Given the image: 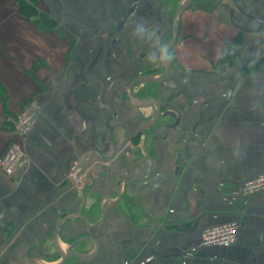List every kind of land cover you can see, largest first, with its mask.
I'll use <instances>...</instances> for the list:
<instances>
[{
  "label": "crops",
  "instance_id": "1",
  "mask_svg": "<svg viewBox=\"0 0 264 264\" xmlns=\"http://www.w3.org/2000/svg\"><path fill=\"white\" fill-rule=\"evenodd\" d=\"M24 1L46 18L0 0V154L14 140L29 158L16 175L0 169V264H264V191H238L264 173V0L181 13L165 79L141 82L160 114L137 135L153 107L126 88L162 73L184 0ZM27 104L37 111L19 136ZM231 221L229 246L200 245Z\"/></svg>",
  "mask_w": 264,
  "mask_h": 264
},
{
  "label": "built area",
  "instance_id": "2",
  "mask_svg": "<svg viewBox=\"0 0 264 264\" xmlns=\"http://www.w3.org/2000/svg\"><path fill=\"white\" fill-rule=\"evenodd\" d=\"M37 108L33 104L21 107L13 120V131L24 136L30 130ZM28 155L17 141H10L4 151L0 154V169L8 176L18 174L28 163ZM76 168L72 172L75 179ZM238 191L244 195L257 194L264 191V173L242 182ZM238 231V223L231 221L213 224L203 229L200 245L229 246L235 239Z\"/></svg>",
  "mask_w": 264,
  "mask_h": 264
},
{
  "label": "water",
  "instance_id": "3",
  "mask_svg": "<svg viewBox=\"0 0 264 264\" xmlns=\"http://www.w3.org/2000/svg\"><path fill=\"white\" fill-rule=\"evenodd\" d=\"M193 1L194 0H184L183 3L178 5V7L175 9V11L172 15V18H171V37L164 44V46L162 48L161 56H160L161 57V66L163 69L162 73H160V75H158V76L154 75L153 73H142V74L136 76L135 78H133L129 82V84L126 88V95L134 105L139 106V107H145V106H152L153 107V113L147 119H144L143 121L140 122V124L138 125V129L136 130L134 135H137L138 133L144 134L145 129L149 126H152L156 122V120L158 119L161 108H160V104L156 101V99L154 97H152V96H143V97L138 96L135 92L132 91V86L136 82H160V81H163L165 79L166 74L169 70L166 55H167L168 50L170 49V47L173 45V43L176 40V37L178 34V22H179L180 15ZM214 1L215 0H213V3H214ZM130 11H131V9H129L128 11H126L122 15V17L119 19V21L117 23V28L122 26L125 18L127 17V15L129 14ZM229 15H230V18L232 20L233 15H234V12L232 9L229 10ZM243 29H246V28H243ZM246 30H251V29H246ZM131 138H132V136L126 137L124 140H122L115 147L114 151L112 152V154L109 157H111L113 154L118 152L123 147V145L128 140H130ZM94 155L96 157H98L99 159H102V157H100V155L96 151H88V153H87L88 157H92ZM108 158H105V160H107ZM89 165H90V159L87 161L86 165H82L80 163V165H78V169L76 170V174H75L76 177H79L80 173H82L85 170V168L88 167ZM68 252H70V251H68ZM71 252L75 253V251H71ZM61 255H62V260H64L66 255L64 253H61Z\"/></svg>",
  "mask_w": 264,
  "mask_h": 264
},
{
  "label": "trees",
  "instance_id": "4",
  "mask_svg": "<svg viewBox=\"0 0 264 264\" xmlns=\"http://www.w3.org/2000/svg\"><path fill=\"white\" fill-rule=\"evenodd\" d=\"M19 10L26 16L37 17V19L46 18V16L40 12L34 5L25 2L24 0H19Z\"/></svg>",
  "mask_w": 264,
  "mask_h": 264
},
{
  "label": "flooded vegetation",
  "instance_id": "5",
  "mask_svg": "<svg viewBox=\"0 0 264 264\" xmlns=\"http://www.w3.org/2000/svg\"><path fill=\"white\" fill-rule=\"evenodd\" d=\"M227 58V54H225L221 59L219 60H224ZM149 83V82H148ZM147 88L141 84V82H136L132 86V91L135 92L138 96H141V93L146 91Z\"/></svg>",
  "mask_w": 264,
  "mask_h": 264
}]
</instances>
